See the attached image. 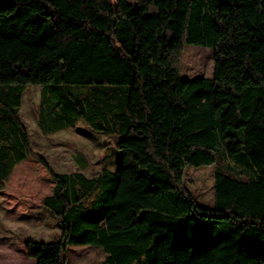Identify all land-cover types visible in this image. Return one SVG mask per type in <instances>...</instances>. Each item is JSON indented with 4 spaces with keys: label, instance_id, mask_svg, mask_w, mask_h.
<instances>
[{
    "label": "trees",
    "instance_id": "obj_1",
    "mask_svg": "<svg viewBox=\"0 0 264 264\" xmlns=\"http://www.w3.org/2000/svg\"><path fill=\"white\" fill-rule=\"evenodd\" d=\"M187 44L214 49L212 77L182 76ZM29 85L47 107L55 92L72 98L44 132L83 119L117 133L118 168L54 171L19 116ZM72 85L103 93L92 106L111 125L73 108ZM221 154L234 166H217L204 207L185 170ZM0 194L15 218L39 206L58 221L59 240L25 242L36 264H67L87 244L102 264H264V0H0Z\"/></svg>",
    "mask_w": 264,
    "mask_h": 264
},
{
    "label": "rangeland",
    "instance_id": "obj_2",
    "mask_svg": "<svg viewBox=\"0 0 264 264\" xmlns=\"http://www.w3.org/2000/svg\"><path fill=\"white\" fill-rule=\"evenodd\" d=\"M215 68V51L213 48L187 44L182 54L181 71L186 78L212 77ZM66 93L73 91L74 100L80 112L79 101L84 103L85 111L93 112V121L102 126L111 122L104 117L103 112L97 113L92 104L104 106V95L98 93L97 101L90 95L91 85L67 86ZM124 86H120L122 88ZM80 90V96L77 93ZM77 91V93H76ZM55 92L54 105L45 106L42 101L40 85H29L23 89L19 116L28 129L30 145L34 151L42 155L54 171L62 173L82 172L89 178L96 176L102 169L115 171L121 158V151L116 146L119 136L115 132L106 134L93 130L83 119L71 126L46 135L41 128V122H47L55 127L62 126L65 110L55 109L56 101L64 98L71 100L70 95H60ZM69 94V93H67ZM90 98L93 103L87 106ZM100 103V104H99ZM60 104V103H59ZM55 109V110H54ZM70 112L77 113L70 108ZM10 122L6 119L2 124L3 146L11 145L9 134ZM111 127V126H110ZM5 130V131H4ZM7 137V138H6ZM226 160V161H225ZM234 166V160L221 154L219 161L209 166H188L185 170V186L191 191L197 202L204 207H212L215 200V172L221 163ZM62 230L54 216L43 207L26 209L23 217L15 218L8 211L6 199L0 194V264H36V260L27 255L25 242L28 239L52 242L59 240ZM106 257L105 251L95 245H72L69 248L67 264H102Z\"/></svg>",
    "mask_w": 264,
    "mask_h": 264
},
{
    "label": "crops",
    "instance_id": "obj_3",
    "mask_svg": "<svg viewBox=\"0 0 264 264\" xmlns=\"http://www.w3.org/2000/svg\"><path fill=\"white\" fill-rule=\"evenodd\" d=\"M44 132V131H43ZM46 135H48V134H54V132H44ZM59 173H62V172H59ZM75 173V172H74ZM80 173H82V172H80ZM68 174H70V173H68Z\"/></svg>",
    "mask_w": 264,
    "mask_h": 264
}]
</instances>
